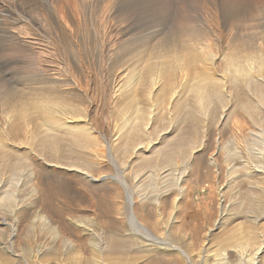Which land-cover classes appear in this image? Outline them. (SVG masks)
<instances>
[{"label": "bare ground", "instance_id": "6f19581e", "mask_svg": "<svg viewBox=\"0 0 264 264\" xmlns=\"http://www.w3.org/2000/svg\"><path fill=\"white\" fill-rule=\"evenodd\" d=\"M120 1L121 0H0V46H6L8 48L7 51L10 53V55H14V53L18 55V56L16 55L18 59L15 61V63L24 66L26 70V75L30 79V84L32 86H35L32 87L33 91H31L30 89L29 92L27 93L26 89L24 88L25 91L18 90L19 91L18 93L17 90L14 91L13 88L8 86V80L5 79V81H3L4 78L2 76H1L2 78H0L2 79L0 80L2 81L0 82V96L4 98L3 102L6 101L9 103V101H13L15 95H20V97L17 96V98H19L20 100L19 99L16 100L15 106H12L14 105L13 102H11L12 105L10 104L12 107L11 108L12 114L10 113L11 110L10 109L9 110L10 114L8 116H9V120L11 119L12 122L7 121V119L0 118V153H2L0 154L1 155L0 160L1 158L6 160L7 158L6 156L10 154L8 152L14 151L12 150L13 148H15V143L13 142L16 138L18 139L21 136H28V137L30 136L34 138L36 141H38L37 142L38 150L36 151L39 153V155H41V157L38 158H41V161L44 162L45 167H52L55 170L58 169L59 171L55 173L62 174L63 177H65L66 179L69 178L75 179L77 181L76 184L80 186L81 190L88 191L89 188H90L89 190H91L92 188L96 189L97 187L100 188L106 186L103 188V190L104 189L105 190L102 192L105 193L102 194V196H99L101 193L99 192L97 193L99 194L98 197L100 198L96 196L97 197L96 199V197L94 196L95 194L93 191L94 189H92L94 193L93 195L91 192L89 191L88 192L90 194V197L94 196L95 198L85 197L84 195L85 193L84 194L82 193L83 191L82 192L79 191L82 196L78 197V195H76L75 193L76 191L75 188H73L74 186L71 185L72 183L63 179L57 180L51 177V175H49L48 173H43L40 168H38L35 164L30 163L27 158L22 157L16 159L15 161H13V164L11 166L13 175L9 180V182L4 183L2 182L3 180L1 181L0 179V201L1 202L4 201V203L13 202L16 204L17 202L23 201L25 199L33 198L39 195L40 206L38 209L36 208L37 211L35 210L36 212L34 211V213H37L38 221L41 223L43 227L48 228V231L53 235V238H52V242L51 241L48 242L46 240L48 243L51 242L49 244L50 247L45 244L44 239L35 238L33 241L31 231L32 229L37 227H36V221L32 220L28 223L26 222L28 226L27 224L24 226L25 230H23V234H20V232L19 234L16 233L15 229L13 228L14 229L12 232L13 237H15L16 239H14L13 242L14 244L12 243V245L21 248L22 251L24 252L36 249L35 252H30V253H36L37 251L38 253H40L42 250H44L43 249L44 247H46V249L49 247L50 248L49 250H53V255L50 258L48 259L44 258L41 260L39 259L38 262L32 261L33 264H138L139 261H141L139 264H175V260L180 258L185 259L188 264H196L197 260L201 261L199 262V264H264L263 263L264 257L260 256L261 246H257L253 244V246H256L257 248H254L253 250L251 248L250 252L245 254L246 256L238 255L237 257L236 255L237 257L236 260L229 262L226 259L228 257L225 258V256L222 254L223 251L222 253L217 252L219 250V246L217 251H215L216 249L211 250L212 248L207 246L208 242L206 243V241H208V239L206 238L207 237L206 235H205L206 237L204 236L202 244H200V242L195 246L193 244L195 248L193 250L190 249L189 251L190 253L185 251L184 249H182L180 246L176 245L172 241L173 240V237L171 236L172 232L168 230L170 227L168 228L167 225H166L167 227L163 226L165 224L162 225L161 221L159 220L160 217L158 215L157 217L159 218L155 217L154 209H152V207L149 208L148 206H146L147 203H145L147 202L146 200L149 198L147 197L148 194L147 192H150L151 194V192H154L158 189L156 187L157 185L160 184V183L157 184L158 181L165 180L164 181L165 185H171L174 182V177L176 176V174L173 172L172 168H175L176 166L179 165H181L180 168L181 167L183 168L182 173L179 174L180 177L176 178L177 180H175L178 183L180 182L181 184L182 179L183 177L185 178V174L188 172L189 168H195L197 166L199 170H205L204 172L205 176L207 177L209 176V178L207 179H211V182L209 183V188L211 189L210 201H212L210 202V206H209L210 211L213 212L212 211L213 209L215 210L217 209V212L221 215L223 208L225 207V197H226L224 191L226 189H224L223 186V181H224L223 177L228 175L229 173L234 175V171L236 172L239 171L237 170L239 168L236 167L238 165L237 163L239 162L243 163L244 165L242 166L244 167L245 166L252 167V165H256V164L251 161L253 160L257 161L258 167L255 166L254 168L255 170L258 169V171L256 172L260 173L261 172V171L259 172L260 169L264 171V165H263L264 155L262 153H258L255 146L253 147V143H254L253 141H251L252 144L250 145V143L248 142L249 138H246L249 144L245 146L246 150L245 151L243 150L244 152L247 151L246 159L242 157L241 153H231V152H235V150L234 151L231 150V152L228 151L229 154L225 156L227 157V160L224 158L228 163H230V166L227 165L229 166L228 167L229 171H227L223 168V166L220 164L219 161V159L222 156V152L220 156V150L226 149V146H224L221 143L222 139L221 140L218 138L215 139L214 142L216 144L214 147L215 150L213 153L208 155L205 152L207 149L204 150L207 142L205 143L204 140L203 141L201 140L200 144H197V142H195L197 141L196 140L197 138H194L195 137L194 131L196 132V130L193 131L191 129L194 133V136H192V131L190 130V128H187L186 127L187 125L185 126L187 121L193 118L194 109L191 106L187 105L186 103L187 98H184L187 93H185L184 91L187 92V90H185V86L189 80L188 79L189 75H192L189 73V71L192 70L190 69V67L193 65V63H196L197 61H202L203 63L210 66V73H200L205 71V69L204 70L201 69V71L199 70L196 71V75L195 73L193 74L194 79L195 78L199 79L198 81L195 82L196 85L195 87H193L194 90H192L194 91L193 94H195L196 96V102H197L196 104H199L198 106L200 107V111L198 112L203 113L202 110H206L205 107L207 106L206 104L212 102L214 98H220V94L217 93V89L223 87L224 91L228 93V94L226 93L224 94L228 95L227 97L231 98L232 95L230 92L232 91L230 92L228 91L233 86H234L233 91L235 89V86H236L235 90H237L238 84L244 85L250 92H252L251 94L253 96L252 99L254 100V103H256V105H254L255 107L259 106L264 108V89L261 84L262 82L264 84V78L260 79V77L259 78L257 76L255 77L253 73L251 74L253 76H248L249 72L244 68V66L245 67L248 66L249 70L252 69L251 65L254 63L255 59L253 61V58H250L253 56H249V55H255L254 50L260 53L259 50L260 48H258L259 50L258 51L256 48L254 49L253 47L254 46L253 44H255V41H253L254 40L253 37L256 34H254V36L252 35V33L249 34V32H251V30L253 29L247 28L248 22L250 24L251 21L253 20L255 21L257 16L256 13L252 17H247V15L242 16L243 13L241 14L240 11H238V8L236 9L234 8V6H231L229 4L230 2L227 0H221L218 5L217 4L213 5L212 3L215 2L211 1L212 9H209L210 12L207 13V16H203L205 14L201 15L202 13L201 14L198 13L197 12L198 10L196 11L197 15H193L194 13H189L190 11L187 12V14L185 13L184 15H181L178 18L180 21H177V23L179 22V24L177 25H179L180 28L178 27L179 28L178 29L177 27H175V29L174 28L171 29L168 32V34L164 36V38H161V40H159L157 43L153 45L152 42L156 38V32H151V33L146 32L145 34L144 30L136 31L137 29L136 30L135 28L132 29L131 19L133 17V13L135 12V6L132 5V2L129 3L130 5L128 3H127L128 5H123L126 2L121 3ZM143 1L147 2L148 5L147 8H149L150 6L154 8L155 6H161V5L163 6L167 5L168 7H173V4H175L174 3L175 0H143ZM184 5L185 4H183V6ZM247 6L251 8V6L249 5ZM182 12L184 13L185 9L184 11L182 9ZM229 20L234 21V22L232 21L233 24L231 26L232 32L235 35V36L233 35V37L239 36L243 30V32L248 33L250 35V36L247 35V37H252L253 40L252 39L249 40L250 38H247V40L243 39L245 42L243 41L244 43L241 42L242 45H238L240 51L236 53L235 51H231L233 52L232 55H239V57L231 56V55L230 57L228 56L229 54L228 55L226 54L228 56L227 61H225L227 62V68L225 67L227 70H222V68L220 69V67L217 64V60H219L218 58H220L218 56L219 55L218 50L220 49L221 46L218 44L217 45L210 44L209 42H210V36L217 38L216 40H219L220 42H222L223 39H225L224 31L227 30L228 27L227 24ZM242 23L245 25L244 27L241 25ZM250 25L249 27H251ZM98 26L102 28L101 29L102 32L101 31L98 32L99 30ZM89 28H92V32L91 30H89ZM260 33L262 34V31ZM260 33L259 35H261ZM83 34H85V38L90 43L93 41L92 39L99 36V34L100 35L102 34L103 36L101 37L107 40L108 43L106 44H108V46L107 45H106L107 47L103 46L102 48L103 51L102 54L100 55L101 58L100 61H102V63L105 64V66L108 65L109 63L108 60L110 59V57L112 60L113 58L117 59L120 56L122 57L123 55L121 53L122 51H125L124 52L125 57L128 56L126 58L130 59V64H128L129 66L127 69L128 72L125 73L126 74L125 79L127 78L126 87L128 88L127 89L128 91L130 90L129 91L130 95L129 92L127 93L129 96L126 94L128 96V99L126 98L127 102L125 101L126 119L123 126L126 128L124 129L126 133L124 131L125 135L122 134L120 135L121 132L120 131L119 134L116 135L118 131L116 132V134L115 131H112L114 132L112 135L115 134V136H118L117 138L115 136H112V138L113 137L116 138L115 139L116 141L113 138L114 142L113 140H109L103 134V131H101L100 126L98 124L97 121L98 119L94 118V116L103 117L104 122H103L102 130H104L105 124L110 130V119H111L110 114H105L102 112L103 111L102 106L103 105L105 106V104L100 106V104L96 102L98 101L96 100L97 97L94 99L93 98L94 96L92 97L90 95L89 89H86L84 92V97L88 101L86 106L82 105V103L78 101L77 103L69 102V104H63L65 101H63L62 103L60 102L58 103L53 100L50 101L49 95L48 98H45V101L43 99L46 96L44 91H48V92L55 91L59 93L60 91H64L65 93H70L72 91L74 92L76 90H79L80 88L82 89L83 84L86 85L85 87L87 86L89 87V84L94 82L95 75L94 72L92 71L95 70V68H93L92 70L89 65H86L83 57H80L79 61H77L78 59L74 57L75 55H80V56L82 55L80 54L82 51L79 49L80 48L79 40H80V36H82ZM259 35L257 34L258 37H260ZM237 38L238 37H236V40L240 39V37L239 39ZM244 38H246V36ZM262 41L264 44V40ZM91 46H92L91 44H88V47ZM258 47H260V45ZM151 49L153 50V53H156L155 56L146 55L149 50L151 51ZM75 50H77V52L79 51L81 52L77 54ZM92 51H95L94 48ZM163 55H167L169 58L172 56L171 58L172 61L170 59V62L167 61L164 63L162 61H158L160 59H156L155 64L152 66H148V64L146 63L147 61L145 58L146 56H150V57L153 56V58L158 57L161 58V60H163L164 59ZM240 55H248V56L240 57ZM256 56H258V54ZM168 57L166 58L165 56L166 59H168ZM11 59L4 58L3 60H6V62H11ZM121 60L122 59L120 58V61ZM261 63L262 62H260L258 66ZM105 66L103 67L106 68ZM199 68H201V66ZM257 68L259 69V67ZM2 75H4L5 77V74ZM243 75L245 78H242ZM121 79L123 78H121L120 74H118L116 78H114L113 80L115 83L114 89L122 83ZM99 81L101 80L99 79ZM160 83L164 85V86L161 85L163 89L161 88L162 89L161 90L159 88V90H161L162 93L164 94L165 100L167 98H171V97L173 98L174 95H178V96L180 95L179 98L175 100L176 104H175V108H173L177 113L176 127L173 128L175 129L174 131L172 129L174 125L170 126L169 128L165 127L166 129L161 128L159 125L153 126V123L158 121L161 114L163 115L164 109H162L163 108L162 106L164 105V100H163L164 97H162L163 95H161V91L160 94L156 93V99H154L155 95H153L154 96L153 98H151V96L149 95L152 94V93L150 94L151 92L150 89L156 87ZM188 83L190 84V82ZM62 86L63 87L67 86L70 88L69 89L59 88ZM137 86H140L142 88V92L150 91L147 99L146 97L145 98L143 97L141 100L138 98L139 92L138 93L136 92L138 95H136L134 92ZM41 90L42 91L44 90L43 93L45 96L38 94L39 91L41 92ZM120 92L124 93L122 91ZM38 95L43 96L42 98L43 102L42 103L39 102L37 105L34 106V109H31L34 112L33 111L28 112L29 108L25 110L26 112L23 109H21L24 111L23 114L21 110L20 112L17 111L18 113H21V115H19V117L15 119V117L17 116L15 110L16 108L17 109L19 108L17 104L20 101L22 103L23 98L26 99L28 96H30L31 98L35 96L38 97ZM187 96L188 95H186V97ZM106 97L113 99L112 95ZM190 97L192 99V96ZM148 100H153V103L156 102V104H153V106L151 105L152 106L151 108H148L146 103V101ZM23 101L25 102V100ZM0 102L2 104V101ZM25 103L22 104L24 105V107H26ZM229 103L230 105L231 104L233 105V102L232 103L229 102ZM251 103L252 102L249 103L248 99L247 100L245 99V101L243 100L241 102L240 107L248 108ZM114 104L115 103H113V106ZM263 108L261 110H263ZM170 111H172V109ZM198 112L196 111L195 114ZM201 113L199 114L201 115ZM230 114L233 115L234 112ZM225 117L226 115L224 113L222 115L221 121ZM21 118L23 119V121L19 120ZM219 124L222 125V123L220 122ZM221 125L216 126V131L221 132L220 130ZM261 125L262 127L258 129L264 130V120L262 121ZM113 128L111 127V129ZM191 128H193V126H191ZM242 128L243 127H240L239 125L236 126V130H234L235 133H242L244 131ZM113 130H115V128ZM263 130H259L258 132H262ZM204 131H201V133L204 134L205 133ZM169 132H171L170 134L173 135V136L171 135L172 138L163 139L162 134L165 133L167 134ZM206 132H209L208 129ZM258 132H256L255 134H257ZM203 134L201 135L203 136ZM248 134L250 135L249 131ZM256 138H254V140ZM204 139L206 140V137H204ZM207 141H210L209 137ZM29 144L31 145V143ZM198 147H201V150L203 149V151L199 156L200 158H198L200 162L196 163L197 159L193 157L192 152L193 150L198 149ZM93 148L95 152L92 151L91 153H92V157H94V160L101 161L104 164L105 163L110 164L111 166L110 168L113 169L112 171L113 173L111 171L107 173L108 172L107 170H106L107 172L101 171L104 173H100L97 175L93 173L94 172L93 165L97 164L99 166L98 164L99 162L92 163L87 159V157L86 158L84 157V154L83 156H81L82 152L85 151H86L85 154L88 155L87 152ZM137 148L143 149L141 154L136 156L137 158L133 162L138 169L136 170L137 171L136 175L133 177H135L134 179L139 181L137 182L135 181L136 182L135 185L134 184L130 185L129 184L130 182L127 181V177H126L128 172L126 173V169L124 167H126L128 161H130L129 160V158H131L130 153L132 152L133 153L132 155L134 157V152ZM259 149L261 148L259 147ZM259 149L258 151H260ZM225 151H223L224 154ZM91 153L89 151V154ZM15 154H17V152ZM15 154L13 153V155ZM149 156L154 158L156 157L155 161ZM223 157L224 156H222V158ZM241 163H239V165ZM259 164L262 166H260ZM147 168H152V169L156 168V171L153 169L154 171L151 170V172L146 173L144 171L147 170L144 169ZM156 172H161V173L157 174ZM65 174L67 175L69 174L70 177L66 176ZM200 174L201 173H199V175ZM0 175L2 176V174ZM25 177H27L26 179L29 180V182L25 181L28 182L25 183V185L27 187H30V191L29 193H27V195H22L23 193H21L20 195L19 194L20 191L18 190V187L21 180ZM183 187L185 188L186 186ZM99 188H97L96 190L98 191L101 189ZM108 189H110L113 192L111 193L114 196L116 195L115 197L110 195V199L114 198L112 200H114L116 203L114 204V206L112 205L113 203H109L108 199H106V197H108L109 194H111L110 192H108L110 191ZM171 189H169V191L167 192H171L170 191ZM173 189H177V187L176 188L173 187ZM181 189L183 188L181 187ZM167 192L166 194H169ZM178 192H179V188H178ZM187 192H185V194ZM87 195L88 194H86V196ZM156 195L158 194L156 193ZM153 196L154 195H152V198ZM71 199H75L78 206L77 210L79 211L80 214L82 213L85 214L84 218L90 219L89 221L84 219L86 223L89 222L90 224H86L84 220L80 221L82 219L81 218L82 216H80L81 219L79 220L76 217H75L76 219L69 217L70 219L68 221L66 219L64 211H62L64 208L57 207L54 204L55 201H59V202L61 201L62 204L68 206L70 205L71 202H73ZM112 200H110V202ZM76 202H73V204L75 203L76 205ZM214 202L216 204L215 207L213 205ZM9 205H11V203ZM91 210L93 211L92 215H90ZM80 214H78V216ZM161 220H163V217ZM163 222H165V220ZM171 225L175 227L174 224ZM113 227H115L117 231L115 230L113 231L112 230ZM159 227L160 228L165 227V229L164 228L160 229ZM97 229L99 231H102L106 235L105 239L99 238L101 237L100 235L102 234L100 235L97 234L99 233ZM128 229L131 231L128 233H132V234L134 233V235H139L141 237L140 239L141 240L140 242H142V245L140 246L141 251L139 252L137 250L139 252V255L141 254V256H138L137 255L138 253L132 255L131 253H129L128 250H126L129 247V245L126 242L127 240H125V237L124 239L121 237L123 235L126 236L127 233L126 231ZM177 229H175L174 231L176 232ZM210 231L211 230H209V232ZM115 232H119L120 235L122 236H120L119 233L116 234ZM161 232L163 234H161ZM159 235L167 236V238L161 237ZM173 235H175V237L177 238L176 234ZM137 238L139 239V237ZM214 239L217 240L216 236L214 237ZM252 240L254 242V239ZM229 242L232 241L229 240ZM130 243L131 241L129 242V244ZM230 244L231 243H229V245ZM193 246L191 248H193ZM230 246H232V244ZM238 246L239 245H237V247ZM247 249L249 250L250 248ZM246 251L247 250L245 249L244 252ZM28 253L29 252H27V254ZM29 257L27 258L29 259ZM30 262L27 261V264H31Z\"/></svg>", "mask_w": 264, "mask_h": 264}, {"label": "rangeland", "instance_id": "374dc122", "mask_svg": "<svg viewBox=\"0 0 264 264\" xmlns=\"http://www.w3.org/2000/svg\"><path fill=\"white\" fill-rule=\"evenodd\" d=\"M176 1V0H175ZM174 1V3L175 4H173V7H168L167 5H165V6H163V5H161V6H155L154 8H152L151 6L149 7V8H151V9H149V8H147V2L146 1H143V0H124V2H123V0H121L120 2L121 3H125V4H123V5H128L130 2H132V5H134L135 6V12L133 13V17H132V19H131V28L132 29H134L135 28V30L136 31H139V30H144V33L146 34V32L147 33H151V32H156V38L154 39V41L152 42V44L154 45L155 43H157L159 40H161V38H164V36H166V34H168V32L171 30V29H175V27H179L180 28V26L179 25H177V24H179V22L177 23V21H180L178 18L181 16V15H184L185 13L187 14V12H189V13H194L193 15H197L196 14V11L198 12V13H202L201 15H203V14H205V15H203V16H207V13L208 12H210L209 11V9H212V4L214 5H218L219 3H220V1L221 0H187V1H181V0H177L176 2ZM215 2V3H212V2ZM219 1V2H218ZM227 1H229L230 3V5L231 6H234V8H238V11H240V13L242 14V16L243 15H247V17H252L253 15H255V13H256V19H255V21L253 20V21H251L250 22V24H249V22H248V24H247V28H252L253 30H251V32H249V34H251L252 33V35L254 36V34H256L253 38H254V40L252 39V37H247V35L248 36H250L248 33H245V32H243V30H242V37L239 35V36H236V37H238L237 39H239V37H240V39L239 40H236V37H233V35H234V33L232 32V24H233V20H229L228 21V24H227V30L226 31H224L225 32V39H223V41L222 42H220L219 40H216L217 38H215V37H213V36H210V44H214V45H220L221 47H220V49L218 50L219 51V57L220 58H218L219 60H217V64H218V66L220 67V69L222 68V70H227L226 68H227V62H225V61H227V58H228V56H238L239 57V55H232L233 54V52H231V51H235V53L236 52H239L240 50H239V47H238V45H242L241 44V42H243L244 40H247V38H250L249 40H253V41H255V44H253L254 46V49L256 48L257 50H258V48H260L259 50H260V53L259 52H257L256 50H254V52H255V55H249V56H253V57H250V58H253V61H254V59H255V61H254V63H256V64H252L251 65V68L252 69H248V66H244V68L250 73H248V76H253V75H251L252 73L254 74V76L256 77H260V79H263L264 78V64H262V63H264V44H263V41L262 40H264V24H262V23H264V3H263V1L264 0H227ZM144 2V3H143ZM184 2V3H183ZM192 2H194V3H192ZM209 2V3H208ZM252 4H251V3ZM255 2V3H254ZM259 2V3H258ZM261 2V3H260ZM128 3V4H127ZM179 4V5H177V4ZM200 3V4H199ZM212 3V4H211ZM246 3V4H245ZM258 3V4H257ZM144 4H146V5H144ZM183 4H185L184 6H183ZM193 4V5H192ZM255 4V5H254ZM130 5V4H129ZM247 5H249V6H251V8L250 7H248ZM253 5V6H252ZM256 5H257V7H256ZM146 8H145V7ZM174 6H176V7H174ZM180 6V7H179ZM182 6V7H181ZM199 6V7H198ZM201 7V8H200ZM253 7V8H252ZM174 8V9H173ZM177 8V9H176ZM181 8V9H180ZM198 8V9H197ZM155 9V10H154ZM176 9V10H175ZM180 9V10H179ZM182 9H183V11H184V9H185V12L183 13L182 12ZM187 9V10H186ZM189 9V10H188ZM255 10V11H254ZM172 11V12H171ZM244 11H246V12H244ZM251 11V12H250ZM257 11V12H256ZM149 12V13H148ZM151 12V13H150ZM169 12V13H168ZM137 13V14H136ZM157 13H159V14H157ZM176 13V14H175ZM181 13V14H180ZM251 13V14H250ZM161 14V15H160ZM162 14H164V15H162ZM176 15V16H175ZM178 15V16H177ZM209 15V14H208ZM170 17V18H169ZM177 17V18H176ZM261 17V18H260ZM176 19H178V20H176ZM164 20V21H163ZM262 20V21H261ZM233 21V22H232ZM246 24V23H245ZM152 25V26H151ZM176 25V26H175ZM243 27L245 26L243 23L241 24ZM249 25L251 26V27H249ZM260 25V26H259ZM149 26V27H148ZM99 27V26H98ZM98 27H97V29H98ZM154 27V28H153ZM242 27V28H243ZM178 28V29H179ZM101 29L102 28H100L99 27V30H98V32L99 31H101ZM89 30H91V32H92V28H89ZM150 30V31H149ZM156 30V31H155ZM255 30V31H254ZM262 31V34H263V36H262V34L260 33L261 31ZM258 31H259V33L261 34V35H259V33H258ZM102 32V31H101ZM254 32V33H253ZM257 34L260 36V37H258L257 36ZM228 35V36H227ZM101 36H103L102 34L100 35L99 34V36H97V37H95V38H93L91 41V43L85 38V34H83L82 36H80V40H79V49L82 51H79V52H77V50H75V52L77 53V54H79L80 52V54H82L81 56L80 55H75L74 57H76V59H78L77 61H79L80 60V57H83L84 58V62H85V64L86 65H89L90 67H91V69L93 70V68H95V70H93L92 72H94V75H95V77H94V82H92V83H90L89 84V87L87 86V87H85L86 85H84L83 84V88L81 89H79V90H76V91H72V92H70V93H65L64 91H60V89H59V91H60V93L59 92H55V91H44V90H46V89H44L43 91H44V93H45V95L47 96H45L44 95V93H43V91L41 90V92L39 91V93L38 94H41V95H43V96H45L44 98H43V96H41V95H38V97L37 96H35V97H30V96H26L25 98L27 99H22V103H21V101L17 104V106L19 107L18 109L16 108V114H17V116L15 117V119L16 118H18L19 117V115H21V113H18L17 111H19L20 112V110L21 109H23L24 111L25 110H27L28 108V112H32L33 110H31V109H34V106L35 105H37L39 102L40 103H42L43 102V99H44V101H45V98H48V95H49V100L50 101H56V102H60V103H62L63 101H65L63 104H69V102H71V103H77V101L78 102H81L82 103V105H84V106H86L87 105V103H88V101H87V99H85V97H84V92H85V90L86 89H89V93H90V95L95 99L96 97V100H98V101H96L97 103H99L100 104V106L101 105H103V104H105V106L103 105L102 106V109H103V113H105V114H110V117H111V119H110V130H109V128L107 127V125L105 124V128H104V130H102V126H103V117H101V116H94V118L95 119H98L97 121H98V124H99V126H100V129H101V131H103V134L109 139V140H113V138H114V140L118 137V136H115V134H116V132H117V134L116 135H118L119 134V132H120V135L122 134V135H125V133H126V131L124 130V129H126L123 125H124V122H125V119H126V115H125V101L127 102V99H128V96L130 95V90L128 91L127 89V83H126V81H127V78L125 79V77H126V74L125 73H127L128 72V64H130V59H128V58H126V57H128V56H126L125 57V51H122L121 53L123 54L122 55V57L120 56V57H118L117 59H115V58H113V60L111 59V57H110V61L108 60V65H106L105 66V64H103L102 63V61H100V55L102 54V48H103V46H105V47H107L108 46V44H106V43H108L107 42V40H105V38L103 39V37H101ZM235 36V35H234ZM246 36V38H244ZM260 38V39H259ZM84 39H86V40H84ZM103 39V40H102ZM244 39V40H243ZM256 39V40H255ZM262 39V40H261ZM212 40V41H211ZM241 40V41H240ZM260 40V41H259ZM97 41V42H96ZM219 41V42H218ZM226 41V42H225ZM256 41H259V42H256ZM86 42V43H85ZM89 42V43H88ZM214 42V43H213ZM217 42V43H216ZM228 42H229V44H228ZM245 42V41H244ZM243 42V43H244ZM220 43V44H219ZM254 43V42H253ZM256 43H258V44H256ZM262 43V44H261ZM88 44H91L92 46L91 47H88ZM227 44V45H226ZM100 45V46H99ZM107 45V46H106ZM223 45V46H222ZM260 45V47H258ZM95 46V47H94ZM256 46V47H255ZM87 47V48H86ZM226 47H228V48H226ZM93 48H94V50L95 51H92L93 50ZM222 48V49H221ZM224 48H226V49H224ZM231 48V49H230ZM7 47L6 46H0V78H4L3 79V81H5V79L6 80H8V86L9 87H11V88H13L14 89V91L15 90H24L25 91V89H26V91H27V93L29 92V90L31 89V91H33L32 90V87H35V86H32L31 84H30V79L27 77V75H26V70H25V68H24V66L23 65H18L17 63H15V61L18 59V55L17 54H15L14 53V55H10V53L7 51ZM91 51H90V50ZM108 49V48H107ZM230 51H229V50ZM233 49V50H232ZM222 50V51H221ZM226 50V51H225ZM237 50V51H236ZM258 50V51H259ZM94 52V53H93ZM226 52V53H225ZM153 50L151 49V51L149 50L148 52H147V54L146 55H153V56H155L156 55V53H153ZM94 54V55H93ZM222 54V55H221ZM228 56H227V55ZM258 54V56H256ZM261 54V55H260ZM8 55V56H7ZM17 55V56H16ZM96 55V56H95ZM121 55V54H120ZM145 55V54H144ZM90 56V57H89ZM153 56L152 57H150V56H146L145 58H146V63L148 64V66H152V65H154L155 64V60L156 59H160V60H158V61H162V62H167V61H169L170 62V59L172 58V56L169 58L167 55H163L164 56V59L163 60H161V58H158V57H154L153 58ZM158 56V55H157ZM165 56H166V58L168 57V59H166L165 58ZM179 56V55H178ZM181 56V55H180ZM183 56V55H182ZM230 56V57H231ZM244 57V56H248V55H240V57ZM13 57H14V59H13ZM17 57V58H16ZM141 57V56H140ZM139 57V58H140ZM175 57V56H174ZM173 57V58H174ZM254 57H257V58H254ZM4 58H12L11 59V62H6V60H3ZM83 58H82V60H83ZM120 58L122 59L121 61H120ZM128 59V60H126V59ZM138 58V59H139ZM185 58V57H184ZM153 59V60H152ZM259 59V60H258ZM262 59V60H261ZM12 60H13V62H12ZM257 60V61H256ZM148 61H149V63H148ZM171 61H172V59H171ZM129 62V63H128ZM174 62V61H173ZM260 62H262L261 64H262V66H261V64L258 66V64ZM14 65H13V64ZM118 65H117V64ZM121 63V64H120ZM122 63H123V65H122ZM127 63V64H126ZM200 63V64H199ZM2 64V65H1ZM17 64V65H16ZM78 64V63H77ZM93 66H91V65ZM112 64V65H111ZM120 64V65H119ZM195 64V65H194ZM110 65V66H109ZM117 65V66H116ZM17 66H19V67H17ZM23 66V67H22ZM103 66H105L106 68H104ZM122 66V67H121ZM125 66H126V69H125ZM201 66V68H199ZM205 66V67H204ZM256 68H255V67ZM111 67V68H110ZM117 67V68H116ZM118 67H119V69H118ZM121 67V68H120ZM226 67V68H225ZM257 67H259V69L257 68ZM263 67V68H262ZM196 68V69H195ZM19 69V70H18ZM190 69H192V70H190L189 71V73L190 74H192V75H189V80H188V82H190V84L187 82V84H186V86H185V90H187V92L186 91H184L185 93H187L186 95H188L187 97H186V95H185V97L184 98H187L186 99V103H187V105H189V106H191L194 110V115H193V118L191 119V120H189V121H187V123L185 124V126L187 127V128H190V130L192 129L193 131L194 130H196V132L194 131V133H195V137L194 138H197L196 140L197 141H195V142H197V144H200V141L202 140H204L205 141V143H206V147H205V149L204 150H206L205 152L209 155V154H211V153H213L214 152V150H215V139H222L221 140V143L224 145V146H226V149H221L220 150V156H221V152H222V156H224L223 158H222V156H221V158L219 159V161H220V164L223 166V168L225 169V170H227V171H229L228 170V167L230 166V163H228L226 160H227V157H225V156H227L229 153H228V151H230L231 152V150L232 151H234L235 150V152H231V153H241V155H242V157H244L245 159H246V152H244L245 150H246V145H248L249 143H250V145L252 144L251 143V141H253L254 143H253V147L255 146V148H256V150H257V152L258 153H262L263 155H264V130L263 129H258V128H261L262 127V125H261V123H262V121L264 120V108L263 107H255L254 105H256V103H254V100L252 99V92H250L244 85H240V84H238L237 85V90H235L236 89V86H235V89H234V91H233V88H234V86L228 91V92H230V91H232V92H230L231 93V98L230 97H227L228 95H226V94H228L226 91H224V88L223 87H218L219 89H217V93L218 94H220V98H214L213 100H212V102H209L208 104H206L207 106H205L206 107V110H202L203 111V113H201V112H198V111H200V107L198 106L199 104H196L197 102H196V96H195V94H193V92L194 91H192V90H194L193 89V87H195V82L196 81H198L199 79L198 78H195V79H197V80H195L194 79V73H195V75H196V71H201V69H205V71H203V72H200V73H210V66L209 65H207V64H205V63H203L202 61H197L196 63H193V65L190 67ZM209 69V70H208ZM23 70V71H22ZM100 70V71H99ZM112 70H115V71H112ZM117 70V71H116ZM125 70V71H124ZM194 70V71H193ZM214 70V69H213ZM251 70H252V72H251ZM262 72H261V71ZM192 71V72H191ZM215 71V70H214ZM260 71V72H259ZM97 72V73H96ZM121 72V73H120ZM124 72V73H123ZM2 74H5V77H4V75H2ZM118 74H120L121 75V78H123V79H121V84L118 86V87H116L115 89H114V86H115V83H114V78H116V76L118 75ZM263 74V75H262ZM114 75V76H113ZM116 75V76H115ZM122 75H125V76H122ZM260 75V76H259ZM2 76V77H1ZM13 76H14V78H13ZM26 76V77H25ZM247 76V75H246ZM23 77H25V78H23ZM197 77V76H196ZM242 77V76H241ZM262 77V78H261ZM10 78V79H9ZM27 78V79H26ZM242 78H245L244 77V75H243V77ZM99 79L101 80V81H99ZM0 80H2V79H0ZM12 80V81H11ZM104 80V81H103ZM11 81V82H10ZM18 83H17V82ZM28 81V82H27ZM0 82H2V81H0ZM98 82V83H97ZM125 82V83H124ZM11 85H10V84ZM16 83V84H15ZM164 83V82H163ZM24 84H26V85H24ZM113 84V85H112ZM123 84V85H122ZM126 84V85H125ZM262 84V87H263V89H264V84H263V82L261 83ZM164 86L162 83H160L159 85H157L156 87H153L152 89H150V94L151 95H149V92H142V88L140 87V86H137L136 87V90L134 91L135 92V94L136 95H138L139 94V99L141 100L143 97L145 98L146 97V99H147V97H148V95L149 96H151V98H153L154 96L153 95H155V97H154V99H156V93L157 94H160V91L163 89V87L162 86ZM194 85V86H193ZM31 86V87H30ZM104 86H105V88H104ZM125 86V87H124ZM245 88H244V87ZM95 87V88H94ZM25 88V89H24ZM59 88H62V89H69L70 87H67V86H62V87H59ZM118 88V89H117ZM159 88L161 89V90H159ZM28 89V90H27ZM124 89H125V91H124ZM138 89H139V91H138ZM223 89V90H222ZM81 90V91H80ZM84 90V91H83ZM98 92H97V91ZM191 90V91H190ZM30 91V92H31ZM120 91H122V92H124V93H121ZM247 91V92H246ZM50 93V94H52V95H50V94H48V93ZM77 94H76V93ZM102 92V93H101ZM129 92V95L127 94ZM138 94H137V93ZM235 92V93H234ZM18 93H19V91H18ZM43 93V94H42ZM59 93V94H58ZM144 93V94H143ZM224 93H226V94H224ZM94 94V95H93ZM117 94V95H116ZM119 94V95H118ZM128 96H127V95ZM181 94V93H180ZM54 95V96H53ZM96 95V96H95ZM105 95V96H104ZM110 95H112V97H113V99H110V98H107L106 96H110ZM125 95V96H124ZM161 95H163L162 97H164L163 98V100H164V105L161 107L162 109H164L163 111V115L161 114V116H160V120L158 119V121H156V122H154L153 123V126L154 125H159L161 128H163V129H166V128H169L170 126H173L174 125V127H172V129L173 128H175L176 127V117H177V113L175 112V109H173V108H175V104H176V101L175 100H177V98H179V96L178 95H174V97L172 98H167L166 100H165V96H164V94L162 93V91H161ZM161 95H160V98H161ZM250 95V96H249ZM16 96V97H15ZM14 96V98H13V101H9V100H7V99H5V100H7V101H9V103L8 102H3L4 101V98H2L1 96H0V101H2V104H1V102H0V118H4V119H7V121H10V122H12V120L10 119L9 120V114L11 113L12 114V107H11V102H13V104L14 105H12V106H15V102H16V100L17 99H19V98H17V96H19L20 97V95H15ZM53 96V97H52ZM76 96V97H75ZM158 96V95H157ZM190 96H192V99H191V97ZM102 97V98H101ZM105 97V98H104ZM118 97V98H117ZM16 98V99H15ZM41 98V99H40ZM43 98V99H42ZM64 98V99H63ZM76 98H78V99H76ZM99 98H101V99H99ZM127 98V99H126ZM175 98V99H174ZM227 98V99H226ZM229 98H230V100H229ZM59 99V100H58ZM104 99V100H103ZM245 99L247 100H249V103L250 102H252L250 105H249V107L247 108H242V107H240L241 106V102L244 100L245 101ZM15 100V101H14ZM20 100V99H19ZM18 100V101H19ZM23 100H25V102L27 103V105H26V103L23 101ZM48 100V99H47ZM58 100V101H57ZM74 100H76V101H74ZM103 100V101H102ZM117 100V101H116ZM172 100V101H171ZM189 100V101H188ZM35 101V102H34ZM105 101V102H104ZM115 103L114 104V106H113V103ZM116 101V102H115ZM152 101V102H151ZM155 101V100H154ZM171 101V102H170ZM191 101V102H190ZM224 101V102H223ZM233 102V105L231 104L230 105V103L229 102ZM107 102V103H106ZM121 103V104H119V103ZM145 102V101H144ZM150 102V103H149ZM23 103H25V106L26 107H24V105H22ZM112 103V104H111ZM146 103H147V107L148 108H151L152 106H153V104H156V102L155 103H153V100H148V101H146ZM225 103V104H224ZM238 103V104H237ZM254 103V104H253ZM7 104H9V105H7ZM11 104V105H10ZM124 106H123V105ZM144 104V103H143ZM211 105V107H210V105ZM21 105H22V107H21ZM121 105V106H120ZM152 105V106H151ZM237 105V106H236ZM9 106V107H8ZM111 106V107H110ZM117 106V107H116ZM120 106V107H119ZM220 106V107H219ZM252 106H253V108H252ZM3 107V108H2ZM113 107V108H112ZM5 108V109H4ZM119 108V109H118ZM254 109V110H251V109ZM263 108V110H261ZM11 109V110H10ZM120 109H121V111H120ZM154 109V108H153ZM152 109V110H153ZM172 109V111H170ZM205 109V108H204ZM245 109V110H244ZM8 110V111H7ZM9 110H10V113H9ZM13 110H14V108H13ZM23 110H21V112H22V114H23ZM181 110V109H180ZM221 110V111H220ZM247 110V111H246ZM249 110V111H248ZM251 110V111H250ZM3 111V112H2ZM116 111H117V113H116ZM170 111V112H169ZM198 112V113H196L195 114V112ZM212 111V112H211ZM217 111H219V112H217ZM223 111V112H222ZM242 111V112H241ZM6 112V113H5ZM26 112V111H25ZM34 112V111H33ZM207 114H206V113ZM232 112H234V114L232 115V114H230V113H232ZM3 113V114H2ZM199 113H201V115L199 114ZM214 113V114H213ZM215 113H216V115H215ZM225 113V115H226V117L224 118V119H222V121H221V118H222V115ZM246 113V114H245ZM262 113V114H261ZM6 114H7V117H6ZM199 116H198V115ZM204 114V115H203ZM209 114V115H208ZM251 114H253V115H251ZM5 115V116H4ZM196 115V116H195ZM208 117H207V116ZM214 115V116H213ZM248 115H249V117H248ZM255 115V116H254ZM257 115V116H256ZM4 116V117H3ZM210 116V117H209ZM233 116V117H232ZM258 116H259V118H258ZM10 117H11V115H10ZM213 117V118H212ZM216 117V118H215ZM254 117V118H253ZM257 119H256V118ZM119 118V119H118ZM165 119V121H164V119ZM208 118V119H207ZM235 118V119H234ZM123 119V120H122ZM169 119V120H168ZM204 119V120H203ZM253 119V120H252ZM261 119V120H260ZM20 121H23V119L21 118V119H19ZM171 120V121H170ZM192 121V122H191ZM216 121V122H215ZM261 121V122H260ZM167 122V123H166ZM207 122V123H206ZM219 122L220 123H222V125L221 124H219ZM242 122V123H241ZM159 123V124H158ZM214 125H213V124ZM218 123V124H217ZM225 123V124H224ZM237 125H236V124ZM260 123V124H259ZM114 124V125H113ZM122 124V125H121ZM162 124V125H161ZM212 125V126H211ZM219 125H221V132L220 131H216V126H219ZM225 125V126H224ZM231 125H233V126H231ZM240 126V127H243L242 129L244 130L242 133H235V131L234 130H236V126ZM244 125V126H243ZM115 126V127H114ZM120 126H121V128H120ZM191 126H193V128H191ZM256 126V127H255ZM111 127L113 128H115V130H113V129H111ZM166 127V128H165ZM208 127V128H207ZM245 127V128H244ZM118 128H120V129H118ZM205 128V129H204ZM255 128H257V129H255ZM207 129H208V131L209 132H206L207 131ZM175 129H173V131H174ZM191 130V131H192ZM205 130V131H204ZM233 130V131H232ZM259 130H263L262 132H258ZM106 131V132H105ZM112 131H115V134L114 135H112L114 132H112ZM124 131H125V133H124ZM193 131H192V136H194V133H193ZM201 131H204L205 133L203 134V133H201ZM248 131L250 132V135L248 134ZM252 131V132H251ZM253 131H255V132H253ZM172 132V131H171ZM171 132H169V133H165V134H162V138L163 139H165V138H172V134H170ZM211 132V133H210ZM218 132V133H217ZM256 132H258L257 134H255ZM201 135V134H203V136L201 137L199 134ZM231 133H232V135H231ZM261 133V134H260ZM263 133V134H262ZM219 134V135H218ZM221 134V135H220ZM238 134H239V136H238ZM252 134V135H251ZM172 135V136H171ZM205 135V136H204ZM112 136H115V137H113L112 138ZM198 136H200V137H198ZM241 136V137H240ZM248 136V137H247ZM253 136H255V137H253ZM259 138H258V137ZM204 137H206V140L204 139ZM208 137H209V140L210 141H207V139H208ZM253 137V138H252ZM258 139H257V138ZM199 138V139H198ZM246 138H249V140H248V142H247V139ZM254 138H256L255 140H254ZM263 139V140H262ZM114 140H113V142H114ZM245 140H246V143H245ZM257 140V141H256ZM28 141V142H27ZM116 141V140H115ZM34 142V143H33ZM37 142L38 141H36L34 138H32V137H28V136H21L20 138H16L15 140H14V142L13 143H15V148H13L12 150H14V151H10V152H8V153H10V154H8V153H6V154H8V156H6L7 158H6V160L5 159H2L1 158V160H0V174H2V176L0 175V179H1V181L2 182H4V183H7V182H9V180L11 179V177H12V175H13V171H12V169H11V166H12V164H13V161H15L16 159H18V158H27L28 160H29V162L30 163H33V164H35L38 168H40L41 170H42V172L43 173H48L49 175H51V177H53V178H55V179H57V180H61V179H63V180H67L68 182H70V183H72L71 185L72 186H74L73 188H75V193H76V195H78V197H81L82 195H81V193L80 192H82L84 195H85V197H90V194H89V192H91L92 193V195L94 194V196L96 197H98V195L99 194H97L98 192L99 193H101L99 196H102V194H104L105 192H102V191H104L103 190V188L104 187H106V186H103V187H97V188H99L100 190H96V189H94V188H92V189H94L93 191H94V193H93V191H92V189L91 190H89L88 189V191L86 190H81V188H80V186L79 185H77L76 183H77V181L75 180V179H73V178H69V179H66L65 177H63V175L62 174H56L55 172H58L59 170L58 169H54V168H52V167H45V164H44V162L43 161H41V158H38V157H41V155H39V153L36 151V150H38L37 148ZM255 142H257V143H255ZM29 143H31V145L29 144ZM33 143V144H32ZM225 143V144H224ZM261 143V144H260ZM28 145H30V146H28ZM35 146V147H34ZM207 146H208V148H207ZM18 147V148H17ZM235 149H234V148ZM259 147L261 148V149H259ZM98 148V147H97ZM242 148V149H241ZM244 148V149H243ZM18 149V150H17ZM31 149V150H30ZM34 149V150H33ZM96 149V148H95ZM138 149V150H137ZM136 150H135V152H134V157H133V153L131 152L130 153V157L131 158H129V160L130 161H128V164L126 165V167H124L125 169H126V173H127V175H126V177H127V181L128 182H130L129 184L130 185H135L136 184V182L137 181H139V180H136V179H134L135 177H133V176H135L136 175V170H138L137 169V166L133 163L134 161H135V159L137 158L136 156H138L139 154H141V152L143 151V149L141 148V149H139V148H137ZM254 149V148H253ZM258 149L261 151H258ZM199 150V151H198ZM226 150V151H225ZM242 150V151H241ZM244 150V151H243ZM255 150V151H256ZM20 151V152H19ZM30 153H29V152ZM90 151V153L93 151V152H95L94 151V148L93 149H91V150H89ZM89 151L87 152L88 153V155L87 154H85L86 153V151L85 152H82V154H81V156H83V154H84V157L86 158L87 157V159L90 161V162H92V163H98L99 164V166L96 164H94L93 165V173L94 174H100V173H104V172H107V173H109L110 171L112 172L113 171V169H111L110 167V164H108V163H103V162H101V161H95L94 160V157H92V153L91 154H89ZM194 151H195V153H194ZM202 151H203V149L201 150V147H198V149H196V150H193V152H192V154H193V157L195 158V159H197V161H196V163H198V162H200V160L198 159V158H200L199 156L201 155V153H202ZM223 151H225V154H224V152ZM238 151V152H237ZM17 152V154H15ZM35 152V153H34ZM227 152V153H226ZM13 153L15 154V155H13ZM24 153V154H23ZM36 153H38V154H36ZM0 154H2V153H0ZM94 154V153H93ZM245 154V155H244ZM23 155V156H22ZM207 155V156H208ZM1 156V155H0ZM19 156H21V157H19ZM150 157V156H149ZM261 157H262V155H261ZM150 158H152L154 161H155V158L154 157H150ZM226 160H225V159ZM36 159V160H35ZM40 159V160H39ZM157 160V159H156ZM225 160V161H224ZM95 161V162H94ZM158 161H160V160H158ZM131 164H130V163ZM227 162V163H226ZM239 162V161H238ZM251 162H254L256 165H252V167L251 166H242V165H244L243 163H241V162H239V163H241L240 165H239V163H237L238 165L236 166V167H238L239 169H237V170H239V171H241V172H239V171H234V175H232V174H230L229 172V174L228 175H226V176H224L223 177V186H224V189H226V190H224L225 191V196L227 197H225V207L223 208V211H222V213H221V215L217 212V209L215 210V209H213L212 211L213 212H211L210 211V208H209V206H210V202H212V201H210L211 200V198H210V191H211V189L209 188V183L211 182V179H207V178H209V176L207 177V176H205V174H204V172H205V170H199L198 168H197V166L195 167V168H189V170H188V172L185 174V178L183 177V179H182V183L180 184V182L178 183L177 181H175V180H177L176 178H178V177H180V175L179 174H181L182 173V167L180 168V166L181 165H179V166H176L175 168H176V170H175V168H172L173 169V172L176 174V176L174 177V182L171 184V185H165V180H161V181H158L157 182V184H159V185H157L156 187L159 189H157L156 191H154V192H151V194H150V192H147L146 194H147V197H149L146 201L147 202H145V203H147V204H149V205H147L146 204V206H148L149 208H151L152 207V209H154V215H155V217H157V215L160 217H157V218H159V220L161 221V223H162V225L163 224H165V225H163V226H165V227H167L168 226V230H170L172 233H171V236L173 237V242L176 244V245H178V246H180L182 249H184L185 251H187V252H189L190 251V249L191 250H193L195 247V245L196 244H198L199 242H200V244H202V242H203V239H204V236L208 239V241H206V243L208 242V247H211L212 249L211 250H215V251H217L218 250V246H219V250L217 251V252H219V253H222V251H223V255L225 256V258L226 257H228V258H226L227 259V261H229V262H231V261H234V260H236V258L238 257V255L239 256H246L245 254H247V253H249L250 252V250H251V248H252V250L254 249V248H257L256 246H253V244L254 245H257V246H261V251H260V256L262 257H264V171L262 170V169H260L259 170V172L260 173H258V172H256V171H258V169L257 170H255L254 168H255V166L256 167H258V163H257V161H251ZM224 163H225V165H224ZM104 164V165H103ZM6 165H7V167H6ZM43 165V166H42ZM227 165H229V166H227ZM260 165V164H259ZM264 165V164H263ZM132 166V167H131ZM260 166H262V165H260ZM100 167H101V169H100ZM109 168V170H108V168ZM136 167V168H135ZM8 168V169H7ZM48 168V169H47ZM132 168V169H131ZM227 168V169H226ZM243 168H245V169H243ZM249 168V169H248ZM135 169V170H134ZM150 171H149V170ZM155 171H156V168H153ZM152 168H147V169H144V170H147V171H144V172H151V170L152 171H154ZM243 169V170H242ZM247 169V170H246ZM4 170H6V171H4ZM100 170V171H99ZM107 170V171H106ZM101 171H104V172H101ZM197 171H199V172H197ZM252 171V172H251ZM263 171V172H262ZM143 172V173H144ZM192 172V173H191ZM247 172V173H246ZM113 173V172H112ZM145 173V174H146ZM157 174H160L161 172H156ZM199 173H201L200 175H199ZM251 173V174H250ZM256 173V174H255ZM57 175V176H56ZM66 176H68V177H70V175L68 174H65ZM231 175V176H230ZM8 176H10V177H8ZM202 177V178H201ZM27 177H25V178H23L22 180H21V182H20V184H19V187H18V190L20 191V195H21V193H23L22 195H27V193H29V191H30V187H27L26 185H25V183H28L29 182V180L28 179H26ZM233 178V179H232ZM132 179V180H131ZM185 179V180H184ZM71 180V181H70ZM75 180V181H74ZM184 180V181H183ZM210 180V181H209ZM25 181H28V182H25ZM136 181V182H135ZM176 182V183H175ZM184 182V183H183ZM163 184V185H162ZM22 186V187H21ZM77 186H79V187H77ZM159 186V187H158ZM164 186V187H163ZM167 186H168V188H167ZM183 186H186L185 188L183 187ZM26 187V188H25ZM161 187V188H160ZM173 187L174 188H176L177 187V189H173ZM181 187L183 188V189H181ZM163 188V189H162ZM173 190H172V189ZM178 188H179V192H178ZM187 188V189H186ZM22 189V190H21ZM169 189H171L170 191L172 192H167V191H169ZM181 189V190H180ZM108 190H110V189H108ZM177 190V191H176ZM184 190H186V191H184ZM23 191V192H22ZM80 191V192H79ZM167 193H169V194H166V192ZM181 191V192H180ZM188 191V192H187ZM25 192V193H24ZM108 192H112L111 190L110 191H108ZM183 192V193H182ZM185 192H187L186 194H185ZM113 193V192H112ZM109 194V196L108 197H106V199H108V201H109V203H113L112 205L114 206V204H116L115 203V201L114 200H112V199H114V198H111L110 199V195H112V196H114L113 194ZM156 193L158 194V195H156ZM162 193V194H161ZM86 194H88L87 196H86ZM114 194H115V192H114ZM175 194H176V197H175ZM91 195V196H92ZM152 195H156L155 197L153 196V198H152ZM181 197H180V196ZM183 195V196H182ZM185 195H186V197H185ZM188 195V196H187ZM94 196H92V197H90V198H93ZM111 196V197H112ZM116 196V195H115ZM114 196V197H115ZM173 196V197H172ZM94 197V198H95ZM97 197H96V199H97ZM98 198H100V197H98ZM151 198V199H150ZM160 198V199H159ZM180 198V199H179ZM186 199V200H185ZM63 200V199H62ZM73 202H76L75 201V199H71ZM110 200H112V201H114V202H110ZM151 200V201H150ZM174 200V201H173ZM216 200V199H215ZM155 202V204H154V202ZM177 201V202H176ZM3 202V203H2ZM0 201V264H27V261L28 262H30L31 264H33V262L32 261H35V262H38L39 261V259L41 260V259H48V258H50L52 255H53V250H49L50 248V246H49V244L52 242V238H53V235L48 231V228L47 227H43L42 225H41V223L38 221V219H37V213H34V211L36 210L37 211V209L39 208V206H40V201H39V195H37V196H35V197H33V198H29V199H25V200H23V201H20V202H17L16 204L15 203H13V202H10L11 203V205H9L10 203L9 202H5L4 203V201ZM73 202H71L70 203V205H64V204H62L61 203V201L59 202V201H55L54 202V204L57 206V207H60V208H64L62 211H64V214H65V216H66V219L69 221V219L70 218H73V219H81L80 221H83L84 219L85 220H87V221H89L90 219H88V218H84L85 217V214L84 213H82V214H80L79 213V211L77 210V202H76V205H75V203L73 204ZM183 202V203H182ZM2 203V204H1ZM19 203V204H18ZM153 203V204H152ZM8 204V205H7ZM72 204H73V206H72ZM6 205V206H5ZM213 205H214V207L216 206V204H215V202L213 203ZM62 206V207H61ZM65 206H66V208H65ZM227 206V207H226ZM69 207V208H68ZM178 207V208H177ZM37 208V209H36ZM74 208V209H73ZM217 208V207H216ZM29 209V210H28ZM72 209V210H71ZM76 209V210H75ZM113 209H114V207H113ZM179 209V210H178ZM75 210V211H74ZM215 210V211H214ZM35 211V212H36ZM156 212V213H155ZM166 212V213H165ZM168 212V213H167ZM92 213H93V211L91 210V212H90V215H92ZM28 214H30V215H28ZM71 214V215H70ZM78 214H80L79 216H78ZM161 214H163V215H161ZM211 214V215H210ZM68 215V216H67ZM70 215V216H69ZM74 215V216H73ZM167 215V216H166ZM224 215V216H223ZM24 216V217H23ZM80 216H82L81 218H80ZM220 216V217H219ZM27 217V218H26ZM32 217V218H31ZM68 217V218H67ZM70 217V218H69ZM76 217V218H75ZM162 217H163V220H161L162 219ZM165 217V218H164ZM179 217V218H178ZM183 217V218H182ZM167 218V219H166ZM170 220H169V219ZM175 218H178V219H175ZM182 218V219H181ZM220 218V219H219ZM26 220V221H25ZM32 220H34V221H36V227L37 228H34V229H32V238H33V241H34V239L36 238V239H44V241H45V244L47 245V246H49L47 249H46V247H44L43 249L44 250H42L40 253H38V251L36 252V253H30V252H35V250H31V251H26V252H24V251H22V249L21 248H19V247H17V246H13L12 245V243L14 242V239H16L15 237H13V230L15 229V232L16 233H18L19 234V232H20V234H23V230H25V225L28 223V222H30V221H32ZM84 220V222L86 223V221ZM165 220V222H163ZM168 220V221H167ZM174 222H173V221ZM177 220V221H176ZM179 220V221H178ZM167 221V222H166ZM170 221V222H169ZM27 222V223H26ZM172 222V223H171ZM178 222V223H177ZM170 223V224H169ZM86 224H90L89 222L88 223H86ZM85 224V225H86ZM171 224H174V226L175 227H173V225H171ZM177 226H176V225ZM167 225V226H166ZM170 225V226H169ZM217 225V226H216ZM27 226H28V224H27ZM95 226V225H94ZM180 226V227H179ZM183 226H185V227H183ZM216 226V227H215ZM97 227V226H96ZM165 227H162V228H160V229H165ZM172 227V228H171ZM14 228V229H13ZM177 229V231L175 232L174 230L175 229ZM181 228V229H180ZM45 231H44V230ZM96 229V228H95ZM41 230H43V231H41ZM98 230V229H97ZM113 231L115 230V231H117L116 230V228L115 227H113V229H112ZM186 230V231H185ZM188 230V231H187ZM209 230H211L210 232H209ZM99 231V230H98ZM161 231V230H160ZM205 231V232H204ZM101 232V233H100ZM127 233H126V236H122V235H120V233L119 232H115L116 234H118L119 233V235L120 236H122L121 238H123L124 239V237H125V240H127L126 242H127V244L129 245V247L126 249V250H128L129 251V253H131L132 255H134V254H137L138 256H141V254L139 255V252L141 251V248H140V246L142 245V242H140L141 240V237L139 236V235H134V233L132 234V233H128V232H131L129 229L126 231ZM186 234H185V233ZM40 233V234H39ZM178 233V234H177ZM11 234H12V236H11ZM15 234V233H14ZM97 234H102V235H100L101 237H99V235H98V237L99 238H101V239H105V237H106V235L102 232V231H99V233H97ZM128 234V235H127ZM161 234H163L162 232H161ZM173 234H176V236H177V238L175 237V235H173ZM180 234V235H179ZM202 234H203V236H202ZM222 234V235H221ZM187 235V236H186ZM209 235V236H208ZM260 235V236H259ZM42 236V237H41ZM119 236V237H120ZM128 236V237H127ZM159 236H161V237H165V238H167V236H164V235H159ZM216 236V238H217V240L216 239H214V237ZM220 236V237H219ZM257 236H258V238H257ZM48 237V238H47ZM118 237V238H119ZM130 237V238H129ZM137 237H139V239L137 238ZM210 237V238H209ZM231 237V238H230ZM254 237V238H253ZM127 238V239H126ZM179 238V239H178ZM184 238V239H183ZM192 238V239H191ZM222 238V239H221ZM232 238H233V240H232ZM51 239V240H50ZM227 239V240H226ZM230 241H232V242H229V240ZM252 239H254V242H253V240ZM49 242V241H51L50 243H48L47 241ZM131 241V243L129 244V242ZM211 240V241H210ZM223 240V241H222ZM250 240V241H249ZM252 240V241H251ZM256 240H258V241H256ZM43 241V242H44ZM129 241V242H128ZM195 241V242H194ZM234 241V242H233ZM10 242V243H9ZM215 242H217V243H215ZM221 244H220V243ZM248 242H250V243H248ZM258 242V243H257ZM211 243H212V245H211ZM229 243H231L232 244V246H230L229 245ZM234 243H235V245H234ZM246 243V244H245ZM257 243V244H256ZM14 244V243H13ZM191 244H192V246H193V244H194V246H193V248H191L192 246H191ZM214 244V245H213ZM237 245H239L238 247H237ZM242 247H241V246ZM133 248H132V247ZM137 246V247H136ZM191 246V247H190ZM213 246V247H212ZM217 246V247H216ZM223 246V247H222ZM228 246V247H227ZM248 246V247H247ZM136 247V248H135ZM216 247V248H215ZM240 247V248H239ZM245 247V248H244ZM130 248V249H129ZM138 248V249H137ZM140 248V249H139ZM242 248V249H241ZM247 248H250L249 250L247 249ZM188 249V250H187ZM247 250L246 252H244V250ZM139 252H138V251ZM131 251V252H130ZM227 251V252H226ZM27 252H29L28 254H27ZM190 253V252H189ZM229 254V255H228ZM231 254H232V256H231ZM20 255V256H19ZM26 257H25V256ZM28 255V256H27ZM36 255V256H35ZM236 255H237V257H236ZM29 256H31V257H29ZM43 256H46V257H43ZM27 257H29V259L27 258ZM33 257V258H32ZM31 258V259H30ZM230 258V259H229ZM233 258V259H232ZM198 261V262H197ZM196 261V264H199V262H201V261H199V260H197ZM25 262V263H24ZM141 261H139L138 262V264L140 263ZM263 263H264V258H263ZM175 264H188L187 263V261L185 260V259H176L175 260Z\"/></svg>", "mask_w": 264, "mask_h": 264}]
</instances>
